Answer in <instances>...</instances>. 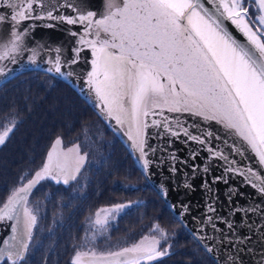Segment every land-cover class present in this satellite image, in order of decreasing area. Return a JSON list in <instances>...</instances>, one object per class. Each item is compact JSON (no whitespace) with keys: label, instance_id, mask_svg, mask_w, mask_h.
<instances>
[{"label":"snow or ice","instance_id":"snow-or-ice-1","mask_svg":"<svg viewBox=\"0 0 264 264\" xmlns=\"http://www.w3.org/2000/svg\"><path fill=\"white\" fill-rule=\"evenodd\" d=\"M63 9L73 14H65ZM25 21L83 26L79 33L70 32L78 45L72 58L64 59L62 49L55 48L47 72L73 77L75 73L69 69L79 62L85 48L90 49L93 59L84 80L86 97L98 102L104 119L115 121L116 130L130 141L146 175L163 163L172 175L181 171L177 164L191 169L184 173L186 177L200 174L207 200L204 220L193 218L197 221L193 235L209 253L218 245L230 246L228 264H243L241 254L254 251L243 247L252 235H241L238 229L264 232V199L247 206L237 204L228 216L221 217L216 208L219 189L214 186L238 176L264 198V0H105V10L99 15L84 10L77 0H0V25L10 27L7 41H0V61L16 63V57L28 51L29 60L36 62L38 49L26 44L36 25L22 27ZM45 26L55 27L52 23ZM0 76H6L3 67ZM15 128V118L6 116L0 124V145ZM149 128L165 141L163 149L150 143ZM176 142L189 148L187 158L178 155L180 149L173 147ZM61 144L57 138L41 166L21 175L0 200V225L10 232L0 246V264H29L42 219L40 204L34 199L38 186L44 181L66 186L78 182L88 154L81 153L78 144L58 152L56 146ZM249 148L259 169L235 158L244 157ZM158 151L161 157L154 161ZM69 153L73 155L69 157ZM202 153H206L203 163H196ZM213 161L222 162L219 175H212ZM183 186L195 191L187 179ZM160 191L167 198L166 186L160 185ZM237 195L243 193L230 185L226 193L230 205ZM141 203H116L89 217L85 250L73 245L70 264H148L168 255L172 247L167 243L169 234L159 224L153 227V235L130 246L99 253L88 247L108 231L110 217L114 220ZM180 207L188 213L187 205ZM238 213L241 220L236 222ZM253 215L260 221L255 228ZM221 223L224 229L219 227ZM259 264H264V252Z\"/></svg>","mask_w":264,"mask_h":264},{"label":"trees","instance_id":"trees-1","mask_svg":"<svg viewBox=\"0 0 264 264\" xmlns=\"http://www.w3.org/2000/svg\"><path fill=\"white\" fill-rule=\"evenodd\" d=\"M9 115L19 122L0 147V200L21 175L41 166L57 138L82 144L96 160L80 193H74L70 184L51 181L34 192L44 205L36 239L40 244L29 256V264H70L85 216L101 205L135 196L146 203L130 209L118 222L119 229L132 230L138 238L158 222L175 233L170 253L148 264H216L175 218L117 136L69 85L41 71L23 73L0 87V123ZM35 128L41 130L36 136ZM32 139L33 147L24 153ZM124 180L139 181L141 187L124 188Z\"/></svg>","mask_w":264,"mask_h":264},{"label":"water","instance_id":"water-1","mask_svg":"<svg viewBox=\"0 0 264 264\" xmlns=\"http://www.w3.org/2000/svg\"><path fill=\"white\" fill-rule=\"evenodd\" d=\"M77 3L84 10L96 11L97 14H101L105 10V0H77ZM65 14H73L70 9H63ZM35 24L34 30H30L29 35L26 37V44L28 48L38 49V55L36 57V62L32 63L29 60L30 52L25 51L22 55L16 57V63H12L10 60L0 61V67H3L6 72V76H0V87L7 83L8 81L14 79L15 77L29 72V71H41L47 73L57 79H60L67 85H69L88 105L92 110L98 115V117L105 123V125L117 136L119 141L128 151L129 155L133 159L136 167L141 171L143 176L149 182V184L155 189L158 195L166 203L167 207L173 213L175 218L183 225V227L192 235V237L199 243L204 251H206L204 244L201 243L194 235L193 231L197 227V221L193 218H198V220H204L205 216V203L207 200V195L205 191L201 188V176L199 173L195 178H189L184 175V173H190L191 169L188 166L177 164V168L181 169L177 174L172 175L169 172V166L167 163L156 164L151 168L148 175L142 170L141 164L138 162V154L133 151L130 147V141L127 139L122 132L117 131L118 126L115 121H108L100 114L97 107V101L91 98H87L85 93L87 88L85 87L84 80L87 73L91 71V60L93 59L91 50L85 48L80 53V60L77 64L72 65L69 70L73 71L75 75L71 78H65L56 73L47 72V68L50 67L47 61L53 58L56 53L55 48L59 47L62 49V55L64 59L70 60L73 53V48L77 47V37L70 34L71 31L81 32V25H68L66 23H60L57 21H25L22 27H27L30 24ZM46 23H52L55 27L48 28L45 26ZM234 28V26H232ZM10 32V27L8 23L0 25V41H7ZM42 46V47H41ZM84 88V92L81 89ZM155 129L149 128L148 132L152 135L150 143L157 147L158 149H163L165 141L155 136ZM238 141V138H235ZM232 141L229 140V143ZM174 148L180 149L178 155L182 158H187L189 155V148L180 142H176L173 145ZM58 148V145L56 146ZM206 153H202L201 157H198L196 163H203V156ZM161 157V151L156 153L153 158L154 161ZM242 164L253 166L257 169L260 166L257 163L255 153L249 148L244 157H235ZM192 161H189L191 164ZM215 167H213L212 175H219L222 171V162L213 161ZM264 173V170H262ZM195 185V191L189 192L183 185L185 180ZM210 179V178H209ZM160 185H164L167 188L168 196L164 198L161 195ZM235 186L239 189L243 196H235L232 200L231 205L226 198V193L229 186ZM219 189V200L216 204L217 214L221 217H226L229 215L230 209L237 204L241 206H247L259 199H264L259 197V194L252 189L250 186L244 185L240 177H230L228 184L219 183L214 186ZM176 205L175 208L172 206ZM181 205H187L188 213L185 214L181 210ZM236 222L241 220V214H236L234 217ZM251 221L256 222L253 228L256 227L260 221L257 216L253 215ZM249 221H246V223ZM221 229H224V224H219ZM211 233V229L207 230ZM241 235H252V239L248 244L244 245L245 248H251L254 251L252 253L244 252L241 254V259L243 264H259L260 255L264 252V232L259 234H253V231L247 227H241L238 229ZM10 232L5 229L4 225H0V246H3V241L8 237ZM217 239L221 238L219 233L215 234ZM212 241H206V243H211ZM207 252V251H206ZM208 255L214 260L216 264H228L227 256L232 254V249L228 245H218L213 253L207 252Z\"/></svg>","mask_w":264,"mask_h":264},{"label":"rangeland","instance_id":"rangeland-1","mask_svg":"<svg viewBox=\"0 0 264 264\" xmlns=\"http://www.w3.org/2000/svg\"><path fill=\"white\" fill-rule=\"evenodd\" d=\"M15 120H16V125L17 123L19 122V118L17 117H14ZM66 119H64L63 121H65ZM4 122V121H3ZM3 122H1L0 124H2ZM39 132H41V130L35 128L33 130V135L35 134L38 135ZM33 141L34 139H32L31 143L28 144V146H26V150L24 149V153H27L28 150H30V148L33 147ZM78 144L79 145V150L81 153H87V160L84 164V167L83 169L81 170V176L80 178L78 179V182H73L71 183L70 185L72 186V189H73V192L74 193H80V189H85L86 187V184H87V181L90 179V170H89V167H91L95 162L96 160L94 158L91 159V151L89 152L88 150L84 149L82 144L80 143H71V144H67V143H64L62 142V144L60 145V152H66L67 149H70L72 148L74 145ZM2 145H0L1 147ZM69 155H73L72 153L69 154ZM28 174V173H27ZM44 182H49V181H44ZM42 182V183H44ZM123 185H124V188H127V189H136V190H139L140 187H141V184L139 183V181L137 182H128V181H123ZM131 192H133V190H131ZM36 201L39 202L40 204V213H41V209H42V206L44 205V202L39 200V199H36L34 198ZM142 201L141 204L139 205H136L134 204L132 207L130 208H127L125 209L122 213H120L118 216H116V218L114 220L111 219V217L109 218L110 219V223H109V226H108V231L103 235V236H99L97 237L95 243H89L88 244V247L89 248H95V250L99 253V252H103V251H108V250H116L120 247H126V246H130L132 243H136L138 242L139 240H141L144 236H151L153 235L154 233L152 232V229L153 227L156 225V224H159L161 228L165 229L167 231V233L169 234V239L167 241V243H170L172 245V238L175 237V233L173 231H170L169 229H167L166 227H163L160 223L158 222H155L151 228L148 230V232H146L145 234L139 236L138 238L134 236H132V234L134 233L132 230H129L127 232H124L122 229H119V224L118 222L121 220V218L123 216L126 215V213L132 209V208H137L138 206L140 205H143L146 203V200L140 196H135L133 198H127V199H120L114 203H111V204H108V205H101L99 206L98 208H96L94 211L92 212H89L85 218H84V223L82 224L81 226V229H82V232L79 236V239H78V248L79 250H85L84 249V244H85V240H84V236H85V231L87 229V220L89 217H93L95 216V213L97 211H99L100 209H106V208H110L112 205L116 204V203H125L127 201ZM105 215V213H101V216L103 217ZM36 243H37V246L40 244V241L39 240H36ZM172 250V247L171 249L169 250V253L170 251ZM74 255V254H73ZM72 255V256H73ZM71 256V258H72ZM70 258V260H71Z\"/></svg>","mask_w":264,"mask_h":264},{"label":"flooded vegetation","instance_id":"flooded-vegetation-1","mask_svg":"<svg viewBox=\"0 0 264 264\" xmlns=\"http://www.w3.org/2000/svg\"><path fill=\"white\" fill-rule=\"evenodd\" d=\"M57 151L60 152V148H57ZM69 155V154H68ZM69 157H71V155H69Z\"/></svg>","mask_w":264,"mask_h":264}]
</instances>
